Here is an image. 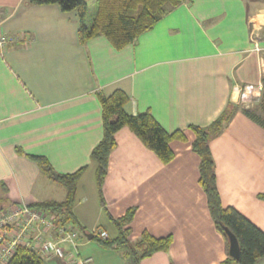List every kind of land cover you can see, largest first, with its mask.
Returning <instances> with one entry per match:
<instances>
[{
  "label": "crops",
  "instance_id": "0c3cea01",
  "mask_svg": "<svg viewBox=\"0 0 264 264\" xmlns=\"http://www.w3.org/2000/svg\"><path fill=\"white\" fill-rule=\"evenodd\" d=\"M83 1L90 23L98 0ZM166 9L151 29L117 50L104 37L81 44L76 12L0 0V32L15 39L0 51V202L8 208L65 201L66 189L32 157L46 159L59 175L86 166L71 208L76 229L115 238L109 217L134 208L132 244L144 231L172 239L167 252L139 264H221L226 245L198 184L190 127L206 128L228 106L243 107L245 86L262 90L264 0H184ZM115 91L128 97V115L148 113L166 133L181 131L184 141L170 143L174 158L162 164L121 129L99 193L90 154L103 133L99 97ZM241 110L209 143L216 187L224 209L264 233L258 198L264 194V129ZM91 240L81 238V258L130 264L121 251L96 240L91 246ZM42 264L60 263L44 258Z\"/></svg>",
  "mask_w": 264,
  "mask_h": 264
},
{
  "label": "trees",
  "instance_id": "16d2710c",
  "mask_svg": "<svg viewBox=\"0 0 264 264\" xmlns=\"http://www.w3.org/2000/svg\"><path fill=\"white\" fill-rule=\"evenodd\" d=\"M184 0H98L95 14L86 23L87 6L83 0H25L28 5H56L63 13L76 12L79 20L78 39L81 44L96 37H104L117 50L132 44L136 38L151 29L166 13L167 7L174 8ZM260 109L264 111V83L260 99ZM102 117V138L90 154V162L95 164V180L100 193L102 183L107 174L108 158L115 148V135L123 128H127L138 138L141 144L151 151L162 164H168L174 158L170 149L173 140L184 141V134L176 131L166 133L148 114L128 115L124 107L128 97L121 91H115L108 97H99ZM238 107L228 106L218 118L206 128L191 126L194 134L191 150L199 158L198 184L206 197V204L213 225L222 236L226 245L227 258L221 264H257L264 259V233L232 208L221 206L220 196L216 187L215 165L210 152L209 143L217 137L230 122ZM241 112L256 125L264 129V119L253 111ZM38 167L53 181L66 189V199L61 203H40L28 205L38 210H49L64 216L75 226L71 208L74 201L77 182L86 166L74 173L59 175L53 172L49 163L42 157H32ZM264 201V194L258 196ZM103 205V201L101 200ZM5 209H0L4 211ZM135 209L130 208L117 219L109 217L116 230V237L110 238L100 229L92 233V237L102 247L121 251L130 264H139L142 260L158 252H167L171 246L170 236L154 238L144 231L138 242L132 244L129 240L131 223ZM227 228L237 239L240 257L234 261L228 256V240L224 234ZM79 230V229H77ZM102 231L106 234L103 239L95 233ZM81 238L84 232L79 230ZM44 258L29 251H18L6 264H42Z\"/></svg>",
  "mask_w": 264,
  "mask_h": 264
},
{
  "label": "built area",
  "instance_id": "2783aa9c",
  "mask_svg": "<svg viewBox=\"0 0 264 264\" xmlns=\"http://www.w3.org/2000/svg\"><path fill=\"white\" fill-rule=\"evenodd\" d=\"M14 41L0 32V51ZM254 47H258L256 43ZM261 91V88L245 86L241 91L243 102H254ZM95 233L106 238L102 231ZM80 240L79 230L61 214L30 208L23 203L0 211V264H6L21 250L55 258L60 264H92L91 258L79 256Z\"/></svg>",
  "mask_w": 264,
  "mask_h": 264
},
{
  "label": "water",
  "instance_id": "95a60500",
  "mask_svg": "<svg viewBox=\"0 0 264 264\" xmlns=\"http://www.w3.org/2000/svg\"><path fill=\"white\" fill-rule=\"evenodd\" d=\"M224 234L228 240V256L234 261H238L240 257V248L236 237L227 228H224ZM84 236L88 240L92 239V234L84 233Z\"/></svg>",
  "mask_w": 264,
  "mask_h": 264
},
{
  "label": "rangeland",
  "instance_id": "374dc122",
  "mask_svg": "<svg viewBox=\"0 0 264 264\" xmlns=\"http://www.w3.org/2000/svg\"><path fill=\"white\" fill-rule=\"evenodd\" d=\"M261 94H262V91L259 93V96H258V99H256L254 102H249V103H242L243 104V107H241L240 106V108L242 109V110H250V111H253V112H255L256 114H258L260 117H262L263 119H264V111H262L261 109H260V99H261ZM239 108V109H240ZM4 193V192H3ZM3 193H0V196H1V198L3 199L4 198V195L5 194H3ZM4 200V199H3ZM0 206H1V209H6V207L8 206L7 205V203H6V201L4 202V203H1L0 202ZM101 228H103V229H105V227L102 225V226H100ZM108 232V231H107ZM109 233V232H108ZM91 242V246H95L97 243H96V241L95 240H91L90 241ZM96 243V244H95ZM97 246V245H96Z\"/></svg>",
  "mask_w": 264,
  "mask_h": 264
}]
</instances>
